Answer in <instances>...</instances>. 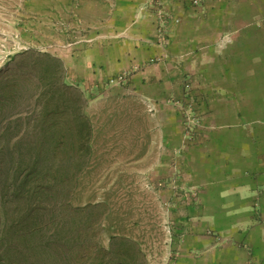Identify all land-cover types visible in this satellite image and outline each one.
Returning a JSON list of instances; mask_svg holds the SVG:
<instances>
[{"label":"crops","instance_id":"0c3cea01","mask_svg":"<svg viewBox=\"0 0 264 264\" xmlns=\"http://www.w3.org/2000/svg\"><path fill=\"white\" fill-rule=\"evenodd\" d=\"M31 3L38 32L61 24L50 51L87 99L86 171L111 159L119 189L130 176L152 198L172 187L208 223L193 219L168 264H264V0Z\"/></svg>","mask_w":264,"mask_h":264},{"label":"trees","instance_id":"16d2710c","mask_svg":"<svg viewBox=\"0 0 264 264\" xmlns=\"http://www.w3.org/2000/svg\"><path fill=\"white\" fill-rule=\"evenodd\" d=\"M13 61L0 78V264H146L135 241L104 243L105 205L74 203L92 155L84 93L59 57Z\"/></svg>","mask_w":264,"mask_h":264},{"label":"rangeland","instance_id":"374dc122","mask_svg":"<svg viewBox=\"0 0 264 264\" xmlns=\"http://www.w3.org/2000/svg\"><path fill=\"white\" fill-rule=\"evenodd\" d=\"M31 1L0 0V78L14 68L13 58L17 54L35 51L56 57L61 55L59 52L50 51V46L57 47L58 44H61L58 41V35L61 32L56 30V25L61 26V24L55 22L56 25H50L51 19L44 17L41 21L40 32H38V27L34 29L32 20L37 15L34 13L35 10ZM154 10L158 16H164L165 10L162 5L156 6ZM163 26L166 30V21L163 22ZM50 31L51 35H49ZM247 55L249 64L254 67L262 62L253 53ZM191 116L187 115V117ZM190 119L185 118L187 123H191ZM103 159L107 163L99 160L101 163L99 168L86 171L87 167L83 172L81 187L79 186L74 197L75 205L84 206L97 203L105 205L102 215L103 241L105 244L112 235L128 236L125 238L138 244L145 255L146 264H168V261L173 259L171 252L177 249L179 240L184 235L190 234V228L192 231L194 230L192 229L193 226L189 225L193 219L195 224L208 223L201 222L198 217H195V214L193 215L187 209V205L181 203L182 201L173 192L172 187L169 188V192H164L163 196L152 198L146 192V187L140 178L134 180L130 176L125 184L121 185L122 189H119L113 181L117 175L113 172L114 165L111 163V159L104 157ZM94 162H96L95 158L92 163ZM111 168L112 172L106 176V170ZM174 170H170L169 175L174 176ZM102 189H107V197L101 195ZM174 189H176L175 186ZM98 192L100 193L99 196L97 195ZM160 203L164 205V209ZM202 215L200 214V216ZM206 229L203 235L209 236L210 230Z\"/></svg>","mask_w":264,"mask_h":264},{"label":"built area","instance_id":"2783aa9c","mask_svg":"<svg viewBox=\"0 0 264 264\" xmlns=\"http://www.w3.org/2000/svg\"><path fill=\"white\" fill-rule=\"evenodd\" d=\"M147 108L149 112H155V106L152 103L147 102ZM187 125H190L187 123Z\"/></svg>","mask_w":264,"mask_h":264}]
</instances>
